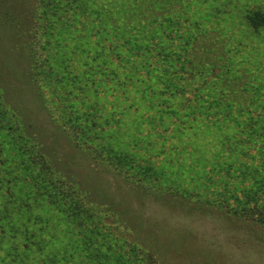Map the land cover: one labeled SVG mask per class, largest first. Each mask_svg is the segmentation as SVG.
Masks as SVG:
<instances>
[{
    "label": "rangeland",
    "instance_id": "rangeland-1",
    "mask_svg": "<svg viewBox=\"0 0 264 264\" xmlns=\"http://www.w3.org/2000/svg\"><path fill=\"white\" fill-rule=\"evenodd\" d=\"M86 2L0 0V264H264V0L173 6L147 74L194 101L167 115L123 102Z\"/></svg>",
    "mask_w": 264,
    "mask_h": 264
},
{
    "label": "trees",
    "instance_id": "trees-1",
    "mask_svg": "<svg viewBox=\"0 0 264 264\" xmlns=\"http://www.w3.org/2000/svg\"><path fill=\"white\" fill-rule=\"evenodd\" d=\"M86 1L87 7L85 8L87 16L85 23L87 30L93 33L99 41L106 37V40L117 39V43L114 46V51L116 53L113 55L114 61H112V64L117 66L115 77H117L118 80L116 78L114 85L117 89L120 88V93L122 94L119 96L123 99V102L129 101L130 103H135L138 98H141L139 101L150 104L152 110H157L160 107L165 109L163 112L167 115L170 108L171 111L175 108V105H182L184 100L188 101V103L194 101V98L191 100L189 91L184 90L183 87L181 90H176L178 87L177 84V86L172 87L170 82L168 83L167 78L169 74H147L149 68L147 67V56L151 48V42L157 41L155 37H157V34L162 30L164 31V29L167 27L169 28L172 24L175 27L179 25L177 22L179 21L181 13L175 10L173 11L172 9H174L175 5L180 0ZM249 25L255 31L260 32L264 30V13H256ZM39 26L40 29H45L47 33L51 31L46 27H42V24ZM175 27L169 29L175 33ZM32 34L35 40L37 32H32ZM39 36H41V31L38 37ZM19 41L20 40H18V42ZM41 41L43 43V40ZM16 54L19 55L17 51ZM22 54L23 52L21 51L20 55ZM38 58L39 51L35 55V62L38 61ZM144 60H146L145 64L142 62ZM33 65L35 64L33 63ZM136 83H139L137 88L134 87L137 85ZM261 84H263L261 85L263 88L264 81ZM135 88L137 91L133 92L131 89ZM185 95L188 96L184 97ZM193 97H195L197 101L201 99L199 98V94H195ZM196 109L198 110V107H196ZM196 109L184 111L185 113L178 115L179 120L177 121L185 123L189 115L197 113L195 112ZM233 110L234 109L230 108H222L221 110L215 108L211 110V119L208 124L204 126L209 129L213 128L217 132H222L223 134L221 135L230 134V128L235 126L238 127L241 124L239 120L240 116L235 117L232 114L228 117L225 116L227 111ZM174 111H176V109H174ZM200 115L202 114L200 113ZM218 116L222 123L231 122V126L223 125L220 121L216 120ZM225 130H227V132H224ZM0 225L4 227L7 224L0 222Z\"/></svg>",
    "mask_w": 264,
    "mask_h": 264
}]
</instances>
